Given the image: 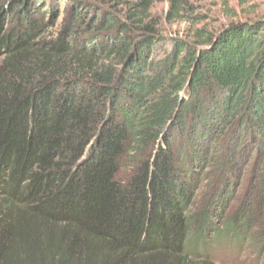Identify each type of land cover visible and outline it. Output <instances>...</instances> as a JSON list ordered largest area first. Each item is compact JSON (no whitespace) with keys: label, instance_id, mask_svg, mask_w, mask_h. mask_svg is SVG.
<instances>
[{"label":"trees","instance_id":"obj_1","mask_svg":"<svg viewBox=\"0 0 264 264\" xmlns=\"http://www.w3.org/2000/svg\"><path fill=\"white\" fill-rule=\"evenodd\" d=\"M56 1L0 0V264H213L196 177L217 141L264 156V20L160 58L153 0ZM252 222L222 232L264 249Z\"/></svg>","mask_w":264,"mask_h":264},{"label":"rangeland","instance_id":"obj_2","mask_svg":"<svg viewBox=\"0 0 264 264\" xmlns=\"http://www.w3.org/2000/svg\"><path fill=\"white\" fill-rule=\"evenodd\" d=\"M90 1L94 6L101 2ZM129 2L112 0L111 10L122 14ZM52 6L61 13L60 23L70 14L71 7L67 2ZM151 14L161 36L157 56L162 58L172 50L176 41L195 45L210 35L219 34L232 22L264 20V0H180L174 8L170 0H153ZM225 134L230 137L232 131L226 130ZM249 139L250 135L241 142L240 139L236 143L227 139L215 142L210 154L213 165L211 160L206 168L207 161L199 170L196 179H200V185L191 214L209 210V216L216 214V217L211 220L209 232L205 235L206 246L201 249L202 255L199 250H195L196 254L190 253V261L194 263L264 264V249L256 237H245L239 243L227 232H222L235 220L239 224L253 221L250 230L254 234L264 231V156L260 161L262 151ZM126 174L123 172L122 178ZM191 178L187 180L192 182ZM212 230L222 234L212 235Z\"/></svg>","mask_w":264,"mask_h":264}]
</instances>
